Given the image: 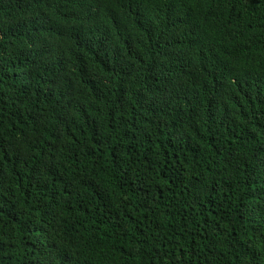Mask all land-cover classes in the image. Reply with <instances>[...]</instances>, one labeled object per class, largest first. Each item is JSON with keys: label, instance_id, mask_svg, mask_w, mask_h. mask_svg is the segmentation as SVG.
<instances>
[{"label": "trees", "instance_id": "trees-1", "mask_svg": "<svg viewBox=\"0 0 264 264\" xmlns=\"http://www.w3.org/2000/svg\"><path fill=\"white\" fill-rule=\"evenodd\" d=\"M0 264H264V0H0Z\"/></svg>", "mask_w": 264, "mask_h": 264}]
</instances>
